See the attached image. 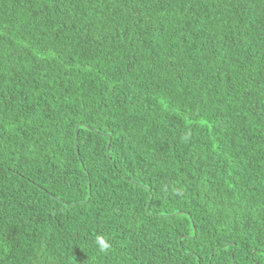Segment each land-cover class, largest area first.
Instances as JSON below:
<instances>
[{"label": "trees", "instance_id": "trees-1", "mask_svg": "<svg viewBox=\"0 0 264 264\" xmlns=\"http://www.w3.org/2000/svg\"><path fill=\"white\" fill-rule=\"evenodd\" d=\"M258 240L264 0H0V264H264Z\"/></svg>", "mask_w": 264, "mask_h": 264}, {"label": "clouds", "instance_id": "clouds-1", "mask_svg": "<svg viewBox=\"0 0 264 264\" xmlns=\"http://www.w3.org/2000/svg\"><path fill=\"white\" fill-rule=\"evenodd\" d=\"M94 243L99 251L106 252L111 248L109 238L106 235H97L95 237Z\"/></svg>", "mask_w": 264, "mask_h": 264}, {"label": "snow or ice", "instance_id": "snow-or-ice-1", "mask_svg": "<svg viewBox=\"0 0 264 264\" xmlns=\"http://www.w3.org/2000/svg\"><path fill=\"white\" fill-rule=\"evenodd\" d=\"M257 251L264 252V240L257 241ZM253 257H255V252L253 253Z\"/></svg>", "mask_w": 264, "mask_h": 264}]
</instances>
